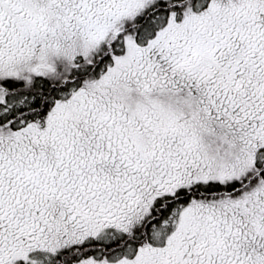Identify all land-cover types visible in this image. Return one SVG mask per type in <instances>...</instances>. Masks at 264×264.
<instances>
[{
    "label": "snow or ice",
    "instance_id": "snow-or-ice-1",
    "mask_svg": "<svg viewBox=\"0 0 264 264\" xmlns=\"http://www.w3.org/2000/svg\"><path fill=\"white\" fill-rule=\"evenodd\" d=\"M0 264H264V0H0Z\"/></svg>",
    "mask_w": 264,
    "mask_h": 264
}]
</instances>
